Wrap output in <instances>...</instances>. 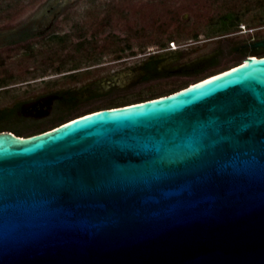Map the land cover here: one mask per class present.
I'll use <instances>...</instances> for the list:
<instances>
[{
	"label": "water",
	"instance_id": "water-1",
	"mask_svg": "<svg viewBox=\"0 0 264 264\" xmlns=\"http://www.w3.org/2000/svg\"><path fill=\"white\" fill-rule=\"evenodd\" d=\"M253 50L162 96L1 130L0 264H264V41Z\"/></svg>",
	"mask_w": 264,
	"mask_h": 264
},
{
	"label": "rangeland",
	"instance_id": "rangeland-1",
	"mask_svg": "<svg viewBox=\"0 0 264 264\" xmlns=\"http://www.w3.org/2000/svg\"><path fill=\"white\" fill-rule=\"evenodd\" d=\"M42 1L0 0V23L18 21ZM226 12L238 14L239 24L221 32L219 20ZM57 30L67 39L90 44L84 52L74 53L70 44L54 54L81 58L92 53V61L101 65L90 75L64 79V83L81 86L93 80L101 90L103 78L116 68L111 61L121 53L131 57L128 65L147 58L149 52L159 61L155 71L142 79L134 80L135 73L128 69L117 90L83 102L75 116L165 95L240 63L253 53L249 46L253 37L264 36V0H79L65 10ZM140 54L143 57L137 58Z\"/></svg>",
	"mask_w": 264,
	"mask_h": 264
},
{
	"label": "flooded vegetation",
	"instance_id": "flooded-vegetation-1",
	"mask_svg": "<svg viewBox=\"0 0 264 264\" xmlns=\"http://www.w3.org/2000/svg\"><path fill=\"white\" fill-rule=\"evenodd\" d=\"M76 2L79 0H43L18 21L0 23V131L8 130L25 137L52 129L80 116H74L73 112L83 102L117 90L119 80L128 76V69L135 73L136 80L148 76L158 67V57L153 52L129 65L127 61L131 57L121 53L111 61L116 68L103 78L101 90L93 80L81 86L64 83V79L90 75L101 67L92 61V53L83 54V59L78 54L60 53L70 44L74 53L84 52L90 44L89 40L67 39L57 30L60 17ZM261 41L264 36L253 37L249 43L252 52ZM47 49L52 50L50 54H45ZM56 51L60 52L54 54ZM69 60L73 62L70 65L67 64ZM110 107L115 106L103 108Z\"/></svg>",
	"mask_w": 264,
	"mask_h": 264
},
{
	"label": "trees",
	"instance_id": "trees-1",
	"mask_svg": "<svg viewBox=\"0 0 264 264\" xmlns=\"http://www.w3.org/2000/svg\"><path fill=\"white\" fill-rule=\"evenodd\" d=\"M219 23H221V25H222V28L220 31L221 32H227L230 29L235 28L239 24V16H238V14L233 13V12H226L225 14H223L220 17ZM236 49H239V47H237ZM251 57H256V55H251ZM247 58H250V57L248 56ZM159 96H162V95H159ZM156 97H158V96H156ZM151 98H154V97H151ZM151 98H148V99H151ZM143 100H147V99H142L139 101H143ZM134 102H138V101H133L130 103H134ZM130 103H121L120 105H126V104H130ZM120 105H118V106H120Z\"/></svg>",
	"mask_w": 264,
	"mask_h": 264
},
{
	"label": "bare ground",
	"instance_id": "bare-ground-1",
	"mask_svg": "<svg viewBox=\"0 0 264 264\" xmlns=\"http://www.w3.org/2000/svg\"><path fill=\"white\" fill-rule=\"evenodd\" d=\"M249 57H250V58H247L245 62H251V61H254V60H256V59L258 58V57H251V55H249ZM228 69H229V68H228ZM228 69H226V70H228ZM223 71H225V70H223ZM223 71H221V72H223ZM221 72H218V73H221ZM218 73H216V74H218ZM213 75H215V74H213ZM213 75H210V76H208V77H205V78H203V79H200V80H198V81H196V82H194V83H192V84H190V85H193V84H195V83H198V82H200V81H203V80H205V79H207V78H209V77H211V76H213Z\"/></svg>",
	"mask_w": 264,
	"mask_h": 264
},
{
	"label": "built area",
	"instance_id": "built-area-1",
	"mask_svg": "<svg viewBox=\"0 0 264 264\" xmlns=\"http://www.w3.org/2000/svg\"><path fill=\"white\" fill-rule=\"evenodd\" d=\"M172 47H174V42L171 43Z\"/></svg>",
	"mask_w": 264,
	"mask_h": 264
}]
</instances>
